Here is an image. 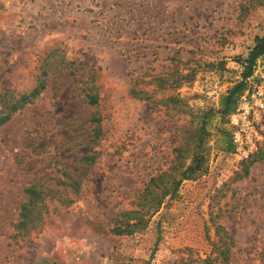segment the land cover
I'll list each match as a JSON object with an SVG mask.
<instances>
[{"label": "rangeland", "instance_id": "374dc122", "mask_svg": "<svg viewBox=\"0 0 264 264\" xmlns=\"http://www.w3.org/2000/svg\"><path fill=\"white\" fill-rule=\"evenodd\" d=\"M262 35L264 0H0V93L45 79L0 125V264H264V142L235 155L230 114L207 120L204 171L112 232Z\"/></svg>", "mask_w": 264, "mask_h": 264}, {"label": "trees", "instance_id": "16d2710c", "mask_svg": "<svg viewBox=\"0 0 264 264\" xmlns=\"http://www.w3.org/2000/svg\"><path fill=\"white\" fill-rule=\"evenodd\" d=\"M264 56V35L256 36L254 38V45L250 48L246 59L243 61L244 70L242 72V79L237 82L233 88L221 99V106L215 112L209 110L201 116V120L197 125L195 131H190L188 137L185 136V141L180 142L178 148H176V156L170 170H162L161 172L152 175L140 194L137 196L136 208L125 210L120 213V215L114 218V225L112 227V232L116 234L123 233L125 231H132L140 221L142 220V215L147 213L150 209L156 210L163 198L170 194L172 195L180 182L183 179H188L202 173L204 169H201V155L198 154L197 150L203 144L202 134L206 131L207 120L211 115L216 112L220 113L221 116H227L231 114L237 103L239 95L246 89L248 82L247 78L252 74L253 67L256 60L259 57ZM45 79L41 78L38 84L27 94H22L17 98L9 97L5 93H0V125L4 124L10 117L18 110L23 108L26 104L33 101V99L44 89ZM132 94L137 98L149 99L148 91L146 90H136L131 88ZM87 103L89 105H95L97 103V92L89 91L84 95ZM93 126V137H97V132L99 130L97 117L93 114L90 118ZM229 149L233 150V144L231 141V130L229 136ZM193 144L192 147L189 145ZM191 154V162L186 164L185 158L189 157ZM94 160V156L91 154H86L81 158L82 163L88 165V163ZM169 169V168H168ZM173 173V175H172ZM170 178V180H169ZM29 194H34V199L36 201H41L45 196L48 195V191L45 189L36 190L33 185L27 188ZM34 200H29L28 204L32 205ZM27 205H24L26 207ZM133 219L134 222H130ZM124 225V226H122ZM123 227V228H122Z\"/></svg>", "mask_w": 264, "mask_h": 264}, {"label": "built area", "instance_id": "2783aa9c", "mask_svg": "<svg viewBox=\"0 0 264 264\" xmlns=\"http://www.w3.org/2000/svg\"><path fill=\"white\" fill-rule=\"evenodd\" d=\"M229 123L234 154L251 157L264 142V56L254 65Z\"/></svg>", "mask_w": 264, "mask_h": 264}]
</instances>
